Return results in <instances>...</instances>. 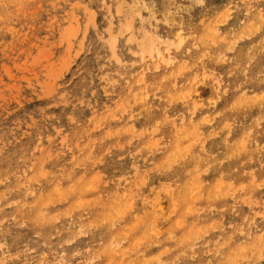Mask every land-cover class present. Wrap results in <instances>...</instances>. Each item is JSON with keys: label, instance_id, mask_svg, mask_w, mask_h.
I'll list each match as a JSON object with an SVG mask.
<instances>
[{"label": "rangeland", "instance_id": "1", "mask_svg": "<svg viewBox=\"0 0 264 264\" xmlns=\"http://www.w3.org/2000/svg\"><path fill=\"white\" fill-rule=\"evenodd\" d=\"M262 14L2 0L0 264H264Z\"/></svg>", "mask_w": 264, "mask_h": 264}, {"label": "bare ground", "instance_id": "2", "mask_svg": "<svg viewBox=\"0 0 264 264\" xmlns=\"http://www.w3.org/2000/svg\"><path fill=\"white\" fill-rule=\"evenodd\" d=\"M150 17H151V15H150ZM116 36H118V35H116ZM153 37L154 38H151V40L149 37V43L150 44L152 43V47L151 46L149 47L150 51L146 50L145 43L142 46H140L141 48L139 47L140 49H142L141 50L142 53L140 52L142 58H144L147 54H149V56H151V57H157V55H160L161 49L163 48L162 45H167L169 47V48H167V51H171L172 50L171 47H174L175 49H180L185 44V39H186V37H183L182 35H180V33L177 34V36H176V38H177L176 43L166 42L161 37H159V38H157L155 36H153ZM113 41H115V39H113ZM181 41H183L182 44H181ZM112 44H113V42H112ZM156 68H157V66H156ZM194 86H196V85H194ZM194 92L196 94L194 96L189 95L188 99H189V101L193 102L194 108L197 109L199 106H201L200 102L202 101V94L200 93V87H198ZM190 93H191V91H190ZM155 133H156V129H155ZM156 207L158 208L159 213H163L165 211L164 210L165 207H164L162 202H158Z\"/></svg>", "mask_w": 264, "mask_h": 264}, {"label": "clouds", "instance_id": "3", "mask_svg": "<svg viewBox=\"0 0 264 264\" xmlns=\"http://www.w3.org/2000/svg\"><path fill=\"white\" fill-rule=\"evenodd\" d=\"M0 2H2V0H0ZM60 100H63V97L60 98ZM253 255H255V253H253ZM262 258H264V255H262Z\"/></svg>", "mask_w": 264, "mask_h": 264}, {"label": "snow or ice", "instance_id": "4", "mask_svg": "<svg viewBox=\"0 0 264 264\" xmlns=\"http://www.w3.org/2000/svg\"><path fill=\"white\" fill-rule=\"evenodd\" d=\"M262 19H264V14H262ZM183 43V41H181V44Z\"/></svg>", "mask_w": 264, "mask_h": 264}]
</instances>
